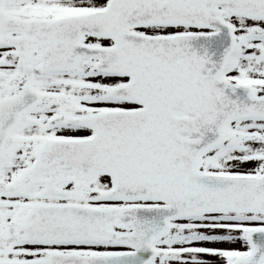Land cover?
<instances>
[{"label":"snow or ice","instance_id":"6c2138e0","mask_svg":"<svg viewBox=\"0 0 264 264\" xmlns=\"http://www.w3.org/2000/svg\"><path fill=\"white\" fill-rule=\"evenodd\" d=\"M0 264H264V0H0Z\"/></svg>","mask_w":264,"mask_h":264}]
</instances>
